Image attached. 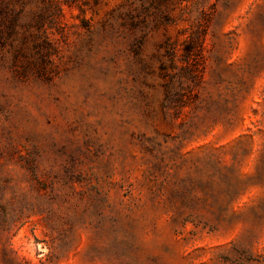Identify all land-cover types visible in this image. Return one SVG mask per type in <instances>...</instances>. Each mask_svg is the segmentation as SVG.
Instances as JSON below:
<instances>
[{"label":"rangeland","instance_id":"374dc122","mask_svg":"<svg viewBox=\"0 0 264 264\" xmlns=\"http://www.w3.org/2000/svg\"><path fill=\"white\" fill-rule=\"evenodd\" d=\"M0 264H264V0H0Z\"/></svg>","mask_w":264,"mask_h":264}]
</instances>
